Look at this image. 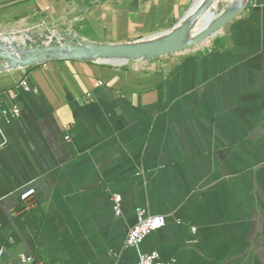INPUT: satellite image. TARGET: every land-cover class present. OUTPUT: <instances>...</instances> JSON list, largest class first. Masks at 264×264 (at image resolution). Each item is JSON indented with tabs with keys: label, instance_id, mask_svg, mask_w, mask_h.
I'll list each match as a JSON object with an SVG mask.
<instances>
[{
	"label": "crops",
	"instance_id": "1",
	"mask_svg": "<svg viewBox=\"0 0 264 264\" xmlns=\"http://www.w3.org/2000/svg\"><path fill=\"white\" fill-rule=\"evenodd\" d=\"M194 2L0 0V38L123 43ZM0 101V264H264V0L178 53L0 71ZM137 208L167 224L125 247Z\"/></svg>",
	"mask_w": 264,
	"mask_h": 264
},
{
	"label": "water",
	"instance_id": "2",
	"mask_svg": "<svg viewBox=\"0 0 264 264\" xmlns=\"http://www.w3.org/2000/svg\"><path fill=\"white\" fill-rule=\"evenodd\" d=\"M221 1V2H220ZM254 0H195L171 28L123 43H98L74 33L28 32L18 38H0V71L28 68L53 60H83L114 65L151 60L193 48L249 8ZM219 2L217 13L203 27L198 22Z\"/></svg>",
	"mask_w": 264,
	"mask_h": 264
},
{
	"label": "built area",
	"instance_id": "3",
	"mask_svg": "<svg viewBox=\"0 0 264 264\" xmlns=\"http://www.w3.org/2000/svg\"><path fill=\"white\" fill-rule=\"evenodd\" d=\"M21 85L25 90L31 89L27 81H23ZM20 114L21 109L17 104L12 105L11 107H6L3 105L2 101H0V119L5 118L9 122L11 117H19ZM65 128H67V126ZM0 133H3L1 125ZM67 138L69 137L67 136ZM34 193L35 189L32 188L25 191L21 197L23 200H28V198ZM120 200L121 197L119 195L114 197V208L117 214L121 213ZM137 214L138 222L130 229L126 237L125 247L139 248L148 235L164 228L167 224V218L163 214L151 215L148 214L143 208H137ZM193 230L195 231V228H193ZM2 253L3 251H0V256ZM21 259L25 263H30L32 261V257H29L25 254L21 255ZM137 264H174V260L164 261L161 259L160 253L158 251H152L141 254Z\"/></svg>",
	"mask_w": 264,
	"mask_h": 264
},
{
	"label": "bare ground",
	"instance_id": "4",
	"mask_svg": "<svg viewBox=\"0 0 264 264\" xmlns=\"http://www.w3.org/2000/svg\"><path fill=\"white\" fill-rule=\"evenodd\" d=\"M222 1H227V0H222ZM221 2V1H220ZM219 7V2L216 3L215 6H213L212 8H209L207 13L202 17V19H200V21L198 22V27H203L206 21H208L210 18L214 17L215 14L217 13V9Z\"/></svg>",
	"mask_w": 264,
	"mask_h": 264
},
{
	"label": "rangeland",
	"instance_id": "5",
	"mask_svg": "<svg viewBox=\"0 0 264 264\" xmlns=\"http://www.w3.org/2000/svg\"><path fill=\"white\" fill-rule=\"evenodd\" d=\"M92 33V32H91Z\"/></svg>",
	"mask_w": 264,
	"mask_h": 264
}]
</instances>
